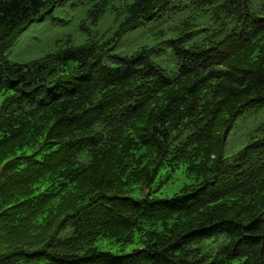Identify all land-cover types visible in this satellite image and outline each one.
I'll return each mask as SVG.
<instances>
[{"label":"trees","instance_id":"16d2710c","mask_svg":"<svg viewBox=\"0 0 264 264\" xmlns=\"http://www.w3.org/2000/svg\"><path fill=\"white\" fill-rule=\"evenodd\" d=\"M63 1L0 0V264H264V132L224 155L236 118L264 106V0H191L215 28L170 39L175 75L147 47L110 52L114 40L10 61L18 34ZM170 1L132 0L116 36ZM181 161L195 181L133 194Z\"/></svg>","mask_w":264,"mask_h":264},{"label":"rangeland","instance_id":"374dc122","mask_svg":"<svg viewBox=\"0 0 264 264\" xmlns=\"http://www.w3.org/2000/svg\"><path fill=\"white\" fill-rule=\"evenodd\" d=\"M95 0H64L59 2L52 13L44 19L31 22L22 30L11 46L6 50L10 61L27 62L39 59L47 53H54L69 45L102 43L114 40L110 52L130 54L140 47H147L153 60L163 65L171 75L177 73L176 55L171 38L184 36L185 44H192L209 36L215 28L207 13L195 12L191 0H171L169 6L152 19H142L128 28L120 36H116L121 22L125 19L128 4L132 0H107L102 13L96 18L89 10ZM195 23L193 29L184 33L189 13ZM190 23V22H189ZM190 26V25H188ZM104 61L116 64L111 55L106 54ZM4 94L0 95V104ZM264 132V106L245 110L234 121L224 145V155L232 157L245 145L251 137ZM195 177L187 174L186 162L181 161L172 168H161L151 185H135L133 194L142 195L146 191L158 196H170L187 183L195 181ZM71 233V227L62 231L61 235ZM225 240H205L201 246L208 250L217 249ZM98 247L113 251L129 250L137 242L121 245L108 237H99Z\"/></svg>","mask_w":264,"mask_h":264}]
</instances>
